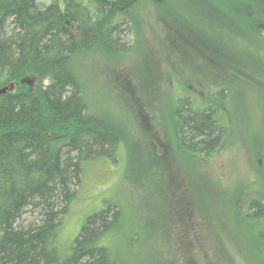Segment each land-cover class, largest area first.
Here are the masks:
<instances>
[{"label":"rangeland","instance_id":"obj_1","mask_svg":"<svg viewBox=\"0 0 264 264\" xmlns=\"http://www.w3.org/2000/svg\"><path fill=\"white\" fill-rule=\"evenodd\" d=\"M138 3L134 47L131 36L121 55L94 52L81 71L90 107L123 130L113 151L86 162L61 238L70 244L89 215L115 203L123 227L106 243L129 264H264V238L257 241L264 228L257 219L254 231L245 210L249 199L264 197V32L230 21L234 0L175 1L171 14ZM179 16L194 26L192 34L213 36L212 61L185 49V32L171 21ZM222 49L230 50L229 62L220 58ZM220 90L226 99L217 105ZM181 97L225 115V136L210 155L178 146ZM192 213L206 228L190 226L199 223ZM193 227L201 244L179 247Z\"/></svg>","mask_w":264,"mask_h":264},{"label":"trees","instance_id":"obj_2","mask_svg":"<svg viewBox=\"0 0 264 264\" xmlns=\"http://www.w3.org/2000/svg\"><path fill=\"white\" fill-rule=\"evenodd\" d=\"M139 1L0 0V90L8 89L0 92V264H129L106 243L123 227L115 203L89 215L70 244L60 227L86 162L113 151L123 130L116 119L90 107L81 71L94 52L121 55L131 36L134 47L133 9ZM146 1L171 14L175 1L188 0ZM234 1L230 21L245 32H264V0ZM171 21L185 32L188 52L215 55L212 35L192 34L194 26L180 16ZM230 53L222 49L219 56L229 62ZM213 97L217 105L224 103L225 90ZM177 102L178 146L210 155L225 136V115L211 104L195 109L186 97ZM245 206L255 219L253 230L257 219L264 228V197ZM194 215L199 223L190 226L206 228ZM209 219L211 237H218L214 216ZM193 228L179 247L201 244ZM258 231L257 241L264 238V229Z\"/></svg>","mask_w":264,"mask_h":264},{"label":"water","instance_id":"obj_3","mask_svg":"<svg viewBox=\"0 0 264 264\" xmlns=\"http://www.w3.org/2000/svg\"><path fill=\"white\" fill-rule=\"evenodd\" d=\"M4 91H5V89L0 90V92H4Z\"/></svg>","mask_w":264,"mask_h":264},{"label":"bare ground","instance_id":"obj_4","mask_svg":"<svg viewBox=\"0 0 264 264\" xmlns=\"http://www.w3.org/2000/svg\"><path fill=\"white\" fill-rule=\"evenodd\" d=\"M62 3V2H61ZM42 21V20H41ZM8 90V89H5V91Z\"/></svg>","mask_w":264,"mask_h":264}]
</instances>
